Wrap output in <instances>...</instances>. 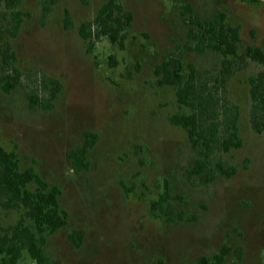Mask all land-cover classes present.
Listing matches in <instances>:
<instances>
[{"label":"rangeland","instance_id":"374dc122","mask_svg":"<svg viewBox=\"0 0 264 264\" xmlns=\"http://www.w3.org/2000/svg\"><path fill=\"white\" fill-rule=\"evenodd\" d=\"M106 1L61 0L44 17L43 0H22L19 8L30 15L16 37L8 34L11 9L0 2V41L16 49L24 73L11 93L0 90V145L17 152L22 169L33 166L50 186L58 185L61 208L70 215L47 236L51 264H189L224 244L243 247L242 258L232 254L226 264H264V131L251 123L248 82L264 65L250 59L227 84L228 98L239 106L242 146L208 158L212 167L226 162L237 172L201 185H192L187 171L203 147L193 148L187 131L170 122L171 115L191 110L179 104L175 86L156 84L154 72L177 50L186 71L190 62L200 70L222 67L221 53L189 49L195 40L183 20L187 4L206 20L224 11L240 25V53L248 45L264 47V0H120L135 16L126 47L103 36L89 52L79 27ZM66 9L74 22L69 29ZM44 75L59 79L63 89L53 108H31L26 92ZM88 130L98 142L88 154L90 167L78 169L69 152L82 146ZM166 180L173 194L183 195L171 202L174 216L184 219L168 221L151 211ZM25 212L0 200V228ZM76 229L85 231L80 247L69 238ZM17 264L37 263L25 250Z\"/></svg>","mask_w":264,"mask_h":264},{"label":"trees","instance_id":"16d2710c","mask_svg":"<svg viewBox=\"0 0 264 264\" xmlns=\"http://www.w3.org/2000/svg\"><path fill=\"white\" fill-rule=\"evenodd\" d=\"M61 0H43V16L46 17L53 6ZM259 1V0H248ZM5 2L11 13L6 15L8 34L16 37L21 30L24 18L29 13L19 7L22 0H0ZM88 4L89 0H82ZM183 20L189 26V38L195 40L190 50L203 52L207 49L223 55L221 69L200 70L194 63L188 64L186 71L183 53L180 50L171 52L168 57L155 67L158 86L172 85L176 87V96L181 106L190 108L189 113H177L170 116V122L182 126L188 133L193 148L199 150L200 157L194 166L187 171V178L192 185H201L213 181L218 173L230 178L237 172V167L226 162L212 167L208 158L217 151L227 152L242 146L239 134V106L228 98L227 84L233 75L248 65L249 60L264 65V47L246 46L239 52L242 41L241 26L228 21L224 11H218L213 20H206L195 13L191 4L185 6ZM135 16L120 0H108L99 9L94 19L81 23L80 35L88 44V51L93 52L97 40L109 37L112 44L120 48L126 47L129 30ZM64 24L67 29L74 25L69 9L65 11ZM2 73L0 90L11 93L23 80V71L18 67V54L9 41H0ZM252 97L251 123L255 131H264V69L249 77ZM63 89V83L54 77L44 75L40 84L28 89L26 96L30 107L51 109L54 101ZM98 134L93 131L84 133V142L78 149L69 152L72 163L78 169H88V154L98 142ZM35 183L34 191L29 185ZM61 188L50 186L40 173L31 166L22 169L15 150H7L0 145V200L5 208L24 207V216L15 224L0 228V264H17L26 250L37 264H51L44 251L47 236L65 227L69 222V213L61 208ZM184 199L182 194H173L168 180L159 198L152 201L153 215H163L168 221L184 219V215L175 217L171 200ZM26 217L32 223H26ZM85 237L83 229L72 231L69 238L80 247ZM235 254L239 259L243 256V247L233 248L224 244L213 255H202L189 264H226L227 258ZM161 264H164L161 261Z\"/></svg>","mask_w":264,"mask_h":264}]
</instances>
